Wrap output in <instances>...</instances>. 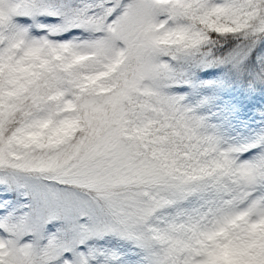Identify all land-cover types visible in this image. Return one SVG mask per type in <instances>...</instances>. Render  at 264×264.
I'll return each instance as SVG.
<instances>
[{"label": "snow or ice", "instance_id": "obj_1", "mask_svg": "<svg viewBox=\"0 0 264 264\" xmlns=\"http://www.w3.org/2000/svg\"><path fill=\"white\" fill-rule=\"evenodd\" d=\"M214 67L264 92V0H0V264H264V123L173 91Z\"/></svg>", "mask_w": 264, "mask_h": 264}, {"label": "trees", "instance_id": "obj_2", "mask_svg": "<svg viewBox=\"0 0 264 264\" xmlns=\"http://www.w3.org/2000/svg\"><path fill=\"white\" fill-rule=\"evenodd\" d=\"M224 72L223 67L192 69L186 77L191 83L182 88L193 106L202 110L206 122L226 136L230 126L255 127L264 116V92L250 95L246 84L226 78Z\"/></svg>", "mask_w": 264, "mask_h": 264}, {"label": "rangeland", "instance_id": "obj_3", "mask_svg": "<svg viewBox=\"0 0 264 264\" xmlns=\"http://www.w3.org/2000/svg\"><path fill=\"white\" fill-rule=\"evenodd\" d=\"M173 91L178 93V94H181V95H185V93H186V89H183L182 87H180L178 89H174ZM183 103L186 106L193 108L196 111L197 115L202 116L204 119L206 118V116L201 115V113H202L201 109H196L195 106H193L191 98H188L185 96V100ZM216 118H218V117L216 116ZM216 118L214 117V119H216ZM262 123H264V116H262L261 120L259 122H257L255 127H250V126L240 127L238 125L235 127L230 126L229 130L226 134V137H229V138L235 137L237 139H243L244 137H249V136L253 135L254 132L259 129V125ZM226 125L229 126L228 121L226 122Z\"/></svg>", "mask_w": 264, "mask_h": 264}]
</instances>
